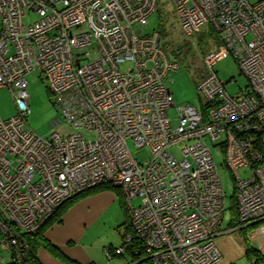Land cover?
<instances>
[{
  "label": "built area",
  "instance_id": "1",
  "mask_svg": "<svg viewBox=\"0 0 264 264\" xmlns=\"http://www.w3.org/2000/svg\"><path fill=\"white\" fill-rule=\"evenodd\" d=\"M171 3L187 35L208 26L221 41L201 57L202 101L177 108L175 119L168 77L179 64L160 32H147L157 0H0V90H10L16 110L0 116V231L11 264H30L22 235L105 184L120 191L129 229L108 258L220 264L227 198L213 148L235 182L239 229H264V0ZM227 55L248 81L235 96L213 70ZM34 71L61 117L46 137L26 123ZM128 141L150 157L139 162Z\"/></svg>",
  "mask_w": 264,
  "mask_h": 264
},
{
  "label": "rangeland",
  "instance_id": "2",
  "mask_svg": "<svg viewBox=\"0 0 264 264\" xmlns=\"http://www.w3.org/2000/svg\"><path fill=\"white\" fill-rule=\"evenodd\" d=\"M247 1L250 4H255L259 0ZM35 19V14H30L27 22L31 23ZM153 31L162 33V48L164 52L171 60L179 64V69L171 73L168 77L171 81L168 87L174 103V107L168 111V115L175 119L177 117V108L185 105L198 106V103L202 101L197 92V86L207 75V69L203 65L201 57L206 56L208 53L216 52L221 41L219 36L215 32H211L208 26H203L199 33L187 35L178 21L171 0H157L156 11L149 17V24L147 27V32L151 33ZM120 68L122 71H126L130 68V65L129 63H125L122 64ZM213 70L218 78L226 84L225 90L230 96L240 94V92L248 86L247 79L241 73L235 59L230 55L219 59L215 63ZM26 80L28 83L27 93L29 97L28 106L30 109V114L26 119L27 128L33 130L40 136L46 137L52 129L53 121L61 117L54 105L53 95L49 91L43 76L39 72L34 71L26 76ZM15 114V105L10 90L8 88L1 89V118L8 119ZM61 122L59 128L63 131H68L64 122L62 120ZM174 125H176L175 122ZM128 146L139 162H143L150 157L147 150L137 151L131 141H128ZM172 152L176 158L180 159L178 147H173ZM212 152L216 163L220 164L219 175L227 198V208L222 222L224 234L216 239L217 246L222 254L221 264H250V261L245 256V250L249 245L251 248L264 253V229L250 227L244 230L239 229V226L233 229L231 228L230 206L232 204V199L234 200L235 198V182L223 164V155L221 151L218 148H213ZM238 173L242 178H248L250 169L243 167L239 169ZM104 191L114 192L115 190H102V192ZM83 193L86 194V191ZM93 195L95 194L89 196L84 195V197L81 195L82 197L76 201L75 205H79V207L83 206V201ZM78 197L80 196L77 195L73 198L78 199ZM93 201L94 204L91 206L86 204V207L89 206L91 213V217L88 219L91 227L102 228L104 225L112 223V229L107 232V235L110 237L113 234L117 235V232H115L117 230L114 229L113 222L118 218L117 211L119 213L120 209L118 203L113 206L115 213H112V203L106 204L105 202L97 200ZM98 205H101V208ZM72 206L74 205L72 204ZM101 211L104 212L102 213ZM104 257L106 258L105 255ZM9 263V251L6 244L2 242V233L0 231V264Z\"/></svg>",
  "mask_w": 264,
  "mask_h": 264
},
{
  "label": "crops",
  "instance_id": "3",
  "mask_svg": "<svg viewBox=\"0 0 264 264\" xmlns=\"http://www.w3.org/2000/svg\"><path fill=\"white\" fill-rule=\"evenodd\" d=\"M91 194L95 195L86 198L83 201V206L75 205L76 201L81 198L79 197L72 203L74 206L69 205L59 217L45 227L43 236L55 247V250L51 252L45 248H38L36 256L39 264H130L129 258L116 256L108 258L105 253L108 248L117 247L123 235L129 231L121 195L116 191L102 192V190L86 195ZM93 200L106 204L112 203V213H115L113 206L118 203L120 215L117 211L118 218L113 222L118 237L114 234L111 237L107 235V232L112 229V223L104 225L102 228L91 227L88 219L91 217L89 206L94 204ZM86 204L89 206L86 207ZM6 247L9 251L10 262L11 250L7 245ZM142 264L150 263L144 262Z\"/></svg>",
  "mask_w": 264,
  "mask_h": 264
},
{
  "label": "trees",
  "instance_id": "4",
  "mask_svg": "<svg viewBox=\"0 0 264 264\" xmlns=\"http://www.w3.org/2000/svg\"><path fill=\"white\" fill-rule=\"evenodd\" d=\"M161 37L163 36L162 33ZM163 38V37H162ZM104 189H114L119 195L120 191L118 189H115L113 187H111L110 185H101L98 186L96 188L93 189H89L86 191V194L92 193V192H97V191H101ZM85 193L79 194L80 197L86 195ZM82 195V196H81ZM79 198V197H78ZM122 199V197H121ZM76 199H72L67 201L65 204H63L58 211L56 212V214H54V216L47 221L35 234H26V235H22L21 236V241L24 242L25 244H27V253H26V258L27 261H29L30 264H39V261L37 259L36 256V251L38 248H45L48 251L54 252L55 247L43 236V232L46 226H48L52 221L55 220V218L59 217L62 212L69 206L71 205ZM122 203L124 204V201L122 199ZM126 211V209H125ZM230 212H231V221L230 224L232 225L231 228L238 226V219H237V210H236V204H235V198L234 200L232 199V204L230 206ZM126 217H127V213H126ZM128 218V217H127ZM247 229V228H245ZM244 229V230H245ZM121 243V242H120ZM118 247V246H117ZM114 248H108L109 252L112 253V251L115 249ZM11 257H10V264H11V260H12V251H11ZM115 257V255H113ZM245 256L246 258L250 261V264H264V253L259 252L258 250H255L254 248H251L249 245L247 247V249L245 250ZM116 257H125V256H116ZM127 258V257H126ZM72 264V263H71Z\"/></svg>",
  "mask_w": 264,
  "mask_h": 264
},
{
  "label": "water",
  "instance_id": "5",
  "mask_svg": "<svg viewBox=\"0 0 264 264\" xmlns=\"http://www.w3.org/2000/svg\"><path fill=\"white\" fill-rule=\"evenodd\" d=\"M55 121H58V119H56ZM145 261H140V262H138L137 264H142V263H144Z\"/></svg>",
  "mask_w": 264,
  "mask_h": 264
}]
</instances>
